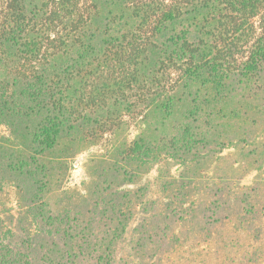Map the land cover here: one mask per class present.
Masks as SVG:
<instances>
[{
  "label": "rangeland",
  "instance_id": "374dc122",
  "mask_svg": "<svg viewBox=\"0 0 264 264\" xmlns=\"http://www.w3.org/2000/svg\"><path fill=\"white\" fill-rule=\"evenodd\" d=\"M24 1L29 5L47 0ZM94 1L99 7L100 27L106 28L107 21L112 28L110 34L125 33V45L131 37L133 41L146 42L137 57L153 72L157 60L165 55L156 46L158 36L147 38L145 35L150 15L145 12L146 5L135 7L131 0ZM109 11L112 14L107 20ZM192 17L185 26L170 25L171 33L189 25L190 41H195L199 29L204 45H210L215 38L200 28L204 26V19L197 14ZM256 19L253 26L248 20L230 25L237 27L236 30L220 24L224 21L220 18L208 24L215 34L220 30L223 37L234 38L237 43L230 47L233 56L229 57L228 65L217 61L223 62L226 68L222 86L217 90L207 85L197 87L200 101L208 104L197 116L198 131L217 144L208 150L200 149L197 157L191 153L187 163H183L181 157H167L165 150L159 153L154 150L144 158V163L137 156L126 158L129 146L139 142L159 146L162 139V132L156 130L154 121H160L163 113L137 101L133 95L136 89L111 88L99 97L106 101L96 107L76 102L72 116L77 118L75 122L70 121L74 126L59 139L54 138V147L49 148L46 142L41 154L37 153L30 131H34L37 124H46L50 113L57 115V110H40L41 118L35 115L20 118L16 121V133L15 128L11 129L9 123L0 119V228L13 230L16 237L27 242V247H35L32 242L37 240L34 264H70L72 253L80 250L79 245L86 249L85 253H90L83 241L89 235L94 234L97 239L104 234L101 225L110 222L103 208L108 198L117 201L119 207L121 202L126 214L125 231L110 247L113 260L108 264H254L248 262L246 252L258 258L257 264H264V220L246 227L237 220L240 215L236 203L227 208L229 221L222 220L221 215L211 226L204 224L202 215L190 214L193 209L181 213L179 220L173 218L171 223L170 219H163L166 214L163 204L172 193L184 194L181 203L197 204L208 198L205 191L215 187L219 180L225 183L237 180L249 186H259L257 181H264V30L256 25ZM106 40L108 38L99 33L93 44L101 50ZM77 48H72L70 56L79 60L78 55L83 51ZM251 51L256 55L248 62L246 58ZM81 61L86 71L93 68L84 59ZM243 63L249 67L242 68ZM241 69L245 77L239 74ZM80 93L73 94V100H78ZM192 99L190 96L184 101H175L171 117L165 120L163 135L178 132V123H182L185 114L193 108ZM147 110L145 122L141 115ZM102 113L104 116L100 115ZM207 113L211 115L208 124ZM51 140L50 137L49 145ZM40 178L38 186L36 180ZM259 188L264 189L263 185ZM124 192L128 198H122L126 196ZM256 199L264 202V195ZM98 222L101 230L96 234L93 227ZM75 235H78L76 240ZM144 235L152 238L146 249L134 250L137 240ZM52 241H56L55 246L50 244ZM42 245L44 248H40ZM99 245L105 248L106 243L97 241L96 246Z\"/></svg>",
  "mask_w": 264,
  "mask_h": 264
},
{
  "label": "trees",
  "instance_id": "16d2710c",
  "mask_svg": "<svg viewBox=\"0 0 264 264\" xmlns=\"http://www.w3.org/2000/svg\"><path fill=\"white\" fill-rule=\"evenodd\" d=\"M130 3L135 7L146 5L145 12H150L147 30L152 34H148L145 29V35L147 38L159 37L156 46L165 56L157 60L153 72L152 68L147 67L145 62L137 57L146 42L139 43L133 41L131 37L128 46L125 45L127 40L125 33L120 34L117 31L119 35L110 34L112 28L107 25V21L106 28L100 27L99 7L94 0H47L31 2L29 5L24 0H0V119L5 120L11 129H14L17 126L16 121L20 118L29 119L32 115L41 118L40 110L49 108L58 111L57 115L50 113L46 124H37L34 131H30L33 141L37 144V153H42L46 142L49 148L54 147L56 143L54 138L59 139L67 129L74 126L70 121L75 122L77 118L75 115L72 116L75 112L73 105L76 102L84 103L83 105L87 107H96L101 101L102 104L106 101L105 98L99 97H103L111 88L136 89L133 95L137 101L146 104V108L156 107L163 113L160 121H154L156 130L162 132L161 144L153 146L139 142L128 147L126 158L137 156L141 158L140 162L144 163V158L154 150L158 153L165 150V155L169 154L167 157H181L184 158L183 163H187L186 159L191 153L197 157L200 149L208 150L217 144V141L198 131L200 125L196 123L197 116H200V111L208 104L200 101L197 87L207 85L217 90L222 86L225 77L223 71L226 68H223V62L217 61H225L228 65L229 57L233 56L230 47L237 42L234 38H227L225 35L223 37L220 30L215 34L208 28V24L213 23L211 20L220 18L224 20L220 21V24L236 30L237 27L231 26L247 20L253 26L258 18L256 25L264 30V0H131ZM111 14L112 11H109L107 20ZM194 14L204 19V26L200 27L203 32L215 38L210 45H204L199 29L194 37L195 41H190L189 25L188 28L171 33L170 25L185 26L188 20L193 19ZM121 20L122 17L118 22ZM197 23L198 21L195 22L196 25ZM99 33L108 38L101 50L93 44ZM256 40L259 41L258 35ZM74 46H78V51H83L78 55L79 60L70 56ZM255 55L256 53L251 51L246 58L248 62ZM81 59L87 61L93 68L86 71ZM244 65L242 68L249 67L248 64ZM242 70L244 71L241 69L239 74L245 77ZM144 72L150 73L145 75ZM86 75L88 78L84 79ZM225 86L226 84L224 88ZM78 91L81 92L78 100H73V94ZM122 96L125 97L124 94ZM190 96L193 98V108L185 114L183 122L178 123V132L170 136L163 135L166 130L165 120L171 117L175 101H184ZM100 115L104 116L103 113ZM147 115L148 110L141 115L145 122L148 119ZM210 116V113L206 114L207 124ZM50 137L52 140L49 145ZM195 157L194 159H197ZM39 182L41 178L36 180L37 184ZM225 182L219 180L215 187L207 189L205 193L208 198L201 199L197 204L181 203L180 199L184 194L172 193L163 204L166 211L163 219L165 221L170 219L171 223L173 218L179 220L181 213L186 214L193 209L190 214L202 215L204 224L211 226L219 221L218 217L221 215L224 216L222 220L229 221L227 208L236 203L240 215L237 220L246 227H250L252 222L264 220V202L256 199L264 195V189L259 188L262 185L264 188L263 179L257 181L259 186L244 185L237 180ZM124 194L126 196L122 198H128L125 192ZM119 204L120 207L117 201L108 198L103 208L110 222L102 223L104 234L97 239L96 235H89L83 244H87V249L91 252L85 253L86 249L83 250L82 245H79L80 250L72 253L70 264L112 262L113 251L110 247L125 231L126 214L123 204L121 202ZM99 223L93 227L96 234L101 230ZM107 224H110L108 228ZM165 228L166 226L162 231ZM74 237L76 240L78 235ZM151 239L147 235L139 237L134 250L146 249L145 246ZM36 241L32 242L35 247H27L29 246L27 242L16 237L13 230L0 228V264H34ZM97 241L105 242V248L101 247L102 245L96 246ZM50 244L55 246L56 241ZM40 248H44V245ZM246 254H249L245 256L248 262L254 264L259 262L257 257L251 256L254 254L248 252ZM45 257L46 255L42 256L44 259Z\"/></svg>",
  "mask_w": 264,
  "mask_h": 264
}]
</instances>
